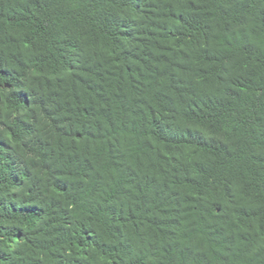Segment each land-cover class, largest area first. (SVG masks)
Returning a JSON list of instances; mask_svg holds the SVG:
<instances>
[{
	"label": "trees",
	"instance_id": "16d2710c",
	"mask_svg": "<svg viewBox=\"0 0 264 264\" xmlns=\"http://www.w3.org/2000/svg\"><path fill=\"white\" fill-rule=\"evenodd\" d=\"M0 264H264V0H0Z\"/></svg>",
	"mask_w": 264,
	"mask_h": 264
}]
</instances>
